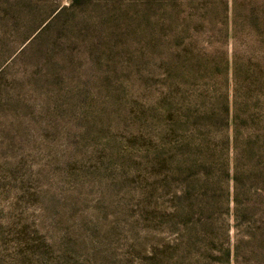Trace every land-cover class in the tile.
Wrapping results in <instances>:
<instances>
[{
    "label": "rangeland",
    "instance_id": "374dc122",
    "mask_svg": "<svg viewBox=\"0 0 264 264\" xmlns=\"http://www.w3.org/2000/svg\"><path fill=\"white\" fill-rule=\"evenodd\" d=\"M0 264H264V0H0Z\"/></svg>",
    "mask_w": 264,
    "mask_h": 264
}]
</instances>
